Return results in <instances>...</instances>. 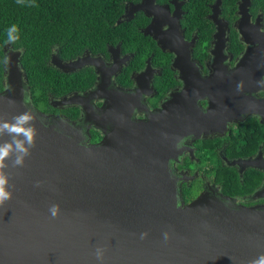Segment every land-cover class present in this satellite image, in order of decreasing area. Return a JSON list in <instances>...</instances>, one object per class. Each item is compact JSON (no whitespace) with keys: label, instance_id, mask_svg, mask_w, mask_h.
Wrapping results in <instances>:
<instances>
[{"label":"water","instance_id":"water-1","mask_svg":"<svg viewBox=\"0 0 264 264\" xmlns=\"http://www.w3.org/2000/svg\"><path fill=\"white\" fill-rule=\"evenodd\" d=\"M250 3L242 0L240 7ZM150 8L142 0L126 6L124 15L131 18ZM153 28L156 24L144 28V34L162 43ZM253 38L259 45L251 52L263 55L264 38ZM9 56L10 87L0 92V115L10 119L31 108L39 134L26 166L7 170L14 196L0 206V264H99L93 255L98 245L107 248L104 264H248L264 253V205L244 206L211 193L185 204L178 196L169 163L182 134L195 132L214 112L203 117L198 110V93L213 85L211 78L187 79L183 91L172 93L144 119L123 113L124 100L130 103V98L121 94L107 96L104 119L82 98H64L62 104L82 106L86 120L105 133L90 142L89 127L22 102L18 57ZM51 63L65 72L93 64L102 82L108 81L102 58L67 62L52 55ZM249 66L247 60L238 64L235 85L258 80L259 73L245 69ZM99 86L90 92L93 97L101 95ZM53 203L61 209L56 219L49 213Z\"/></svg>","mask_w":264,"mask_h":264},{"label":"flooded vegetation","instance_id":"flooded-vegetation-1","mask_svg":"<svg viewBox=\"0 0 264 264\" xmlns=\"http://www.w3.org/2000/svg\"><path fill=\"white\" fill-rule=\"evenodd\" d=\"M141 1H126L120 19L132 22L141 32L156 24L153 31L161 36L162 43L143 32L145 38L138 43H108L106 51L85 49L67 59L61 58L57 49L51 53L50 63L52 55L67 62L87 56L91 60L102 58L108 81L103 83L101 71L88 63L65 72H79L78 81H67L72 89L49 92L45 100V95L29 83L22 49L4 43L0 50V92L10 87V67L3 58L13 53L18 57L20 86L31 98L29 105L80 123L85 130L89 127L90 142H98L105 135L102 129L86 120L79 104H62L64 98H82L104 119L107 96L121 94L130 98V103L124 100L123 113L144 119L148 112L162 108L172 93L183 91L187 79L211 78L213 85L198 93V110L203 117L208 110L214 112L195 132L182 134L176 142L177 154L169 163L179 199L186 204L211 193L244 206L264 205V85L259 83L264 80V53L251 52L259 45L253 43L254 34L264 38V0H251L244 10L242 0H147L151 6L148 13L140 10L126 18V6L131 9ZM243 60L250 64L245 69L259 73V78L248 85L243 82L242 90H238L232 74ZM98 85L101 95L93 97L90 92ZM181 140L183 145L177 148Z\"/></svg>","mask_w":264,"mask_h":264},{"label":"trees","instance_id":"trees-1","mask_svg":"<svg viewBox=\"0 0 264 264\" xmlns=\"http://www.w3.org/2000/svg\"><path fill=\"white\" fill-rule=\"evenodd\" d=\"M126 1L129 0H35L39 7H26L17 0H0V50L6 40V28L18 24L20 40L14 47L23 51L29 83L47 100L49 92L72 89L67 81H78L80 76L76 74L79 72L68 74L50 63L55 49L67 59L85 49L106 51L108 43L122 41L129 45L145 38L132 22L118 23Z\"/></svg>","mask_w":264,"mask_h":264},{"label":"clouds","instance_id":"clouds-1","mask_svg":"<svg viewBox=\"0 0 264 264\" xmlns=\"http://www.w3.org/2000/svg\"><path fill=\"white\" fill-rule=\"evenodd\" d=\"M17 3L26 7H39L35 0H17ZM5 44H16L20 40V27L18 24H11L6 28ZM5 64L10 62V56L3 58ZM264 85V80L259 82ZM243 84L237 85L238 90H242ZM22 102L25 105L30 104V95L27 90H22ZM15 103V101H12ZM37 116L28 108L27 110L13 115L10 119L0 115V206L13 199L14 185L11 183L12 176L10 168L20 169L26 166L27 159L32 155V150L36 147L39 129L37 127ZM183 140L177 145L180 148ZM40 186L37 182L36 187ZM61 212L60 205L53 203L49 206L50 217L56 219ZM148 233H142L141 239L146 238ZM164 241L170 239V234H163ZM107 248L98 245L94 250V257L99 264H104ZM248 264H264V253L251 259Z\"/></svg>","mask_w":264,"mask_h":264}]
</instances>
